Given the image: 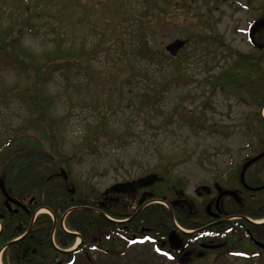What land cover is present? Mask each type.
<instances>
[{"label":"rangeland","instance_id":"obj_1","mask_svg":"<svg viewBox=\"0 0 264 264\" xmlns=\"http://www.w3.org/2000/svg\"><path fill=\"white\" fill-rule=\"evenodd\" d=\"M261 18L264 0H0V45L18 31L8 50L66 67L41 90V118L33 74L0 51V146L22 133L37 135L58 172L68 173L69 187L86 193L152 173L160 176L150 186L156 199H177L183 191L197 203L202 185L228 189L246 159L264 152V50L248 33ZM143 32L152 60L138 52ZM257 35L264 43V29ZM175 39L187 43L170 59L166 47ZM244 61H257L256 67L235 70ZM225 242L186 264H264V249L243 234L230 233ZM113 253L91 254V261L83 255L72 264L179 262L153 239L118 258Z\"/></svg>","mask_w":264,"mask_h":264},{"label":"trees","instance_id":"obj_2","mask_svg":"<svg viewBox=\"0 0 264 264\" xmlns=\"http://www.w3.org/2000/svg\"><path fill=\"white\" fill-rule=\"evenodd\" d=\"M144 20L143 18L142 24H145ZM7 35L3 45H0V51L7 54L9 61L14 62L17 68L30 71L33 74V82L30 88L36 90L34 96L37 97L38 108L43 111L40 114L42 118L45 113V106L42 105V101L40 100L42 97L41 90L52 74L66 67L63 63L59 64L56 59L37 64L29 58L24 57V55H20L11 49L8 50V47L12 46L19 39V35L18 31H9ZM137 37L139 44H141L138 46V52L143 54L144 59L152 60L155 52L149 50V57H147L148 51L144 48L149 41L148 35L143 32L142 34L138 33ZM160 56L168 60L164 53ZM168 58L173 59L175 57ZM66 60H62L61 62H65ZM244 62L246 63L245 66L236 68L235 70L245 69L247 71L248 68L254 69L253 67H256L255 64H257V61L255 64L249 61ZM46 71L48 75L43 76ZM258 71L256 70L255 72L258 73ZM67 75L68 73H64V77H67ZM246 75H249L245 76L247 77L246 81H249L251 79L250 76H252L251 70ZM239 81L240 78L237 82ZM241 83H243V79ZM157 91L158 89L154 91L153 98L157 97L160 89ZM149 99L151 98H147L146 100ZM262 120L264 121L263 118ZM40 141V137L37 138L35 134L22 133L21 135L8 138L0 146V178L3 179L8 192L18 197L19 201L25 205V208H22L12 204V207L9 209L3 200V194L0 190V223L2 225V230H0V249L5 247L2 255L3 264H71L75 259V252L64 255L54 246L55 242L60 248L67 249L75 243V235L67 233L62 229V219H65V225L71 232L81 231L84 234V230H86L88 235L95 236L102 232L104 236L117 234L115 222L110 221L106 216L96 211L87 210L84 207L85 205L96 207L95 196L100 193H86L80 191L79 188H76L75 193H71L69 184L59 175L55 174L58 173L59 164L49 157L47 153H44L45 151ZM30 148L32 149L31 152L29 151ZM259 163V165L255 164L250 173L247 174L248 177H245V180L248 182L247 184L254 188L260 187L259 185L263 184L262 181L264 180V160ZM1 168L4 170L3 173H1ZM238 178L237 181H239ZM238 188L236 187V189ZM259 191L240 193L237 201L229 199L224 206L229 211L228 215L245 216V218H264V193L261 194V191ZM247 194L255 195L254 197H246ZM154 197L160 196L154 194ZM164 200L170 205L172 198H165ZM191 207L192 204L183 209L172 207L170 210L163 204L152 203L150 208L141 210L135 217L134 230L137 231L141 226H149L152 229V238L163 240L166 239L169 230L174 227L172 222L174 218L179 219L184 228L192 230L194 228L192 225L194 217ZM40 208H48L52 215L45 212L39 213L34 220V216ZM114 209V206L108 207L104 212L114 219H126L129 217V214H117ZM147 210H149V216L145 214ZM120 211L124 212V209L120 208ZM54 219L56 221L55 229ZM231 222L240 223L245 221L244 218L239 217L231 220ZM239 227L242 226L239 225ZM252 230H258V227L255 226ZM184 234L186 239H197L193 233ZM84 236L86 237L87 235ZM86 240L90 243L92 239L88 237Z\"/></svg>","mask_w":264,"mask_h":264},{"label":"flooded vegetation","instance_id":"obj_3","mask_svg":"<svg viewBox=\"0 0 264 264\" xmlns=\"http://www.w3.org/2000/svg\"><path fill=\"white\" fill-rule=\"evenodd\" d=\"M251 28V26H250ZM264 28H258L255 30V38L260 41L257 33L258 30H261ZM250 33V29H249ZM260 51H263V49H258ZM262 55V54H261ZM259 56L258 61L260 62L262 60V56ZM264 109V104L260 106V110L262 111ZM260 113V112H259ZM264 160V157L259 159L258 161L254 162L251 166L246 171L245 177H248V172L254 167L256 163L262 162ZM247 161V159H246ZM59 174V173H55ZM244 177V182L241 181V177L239 176L238 178V183L233 185H230L227 187L228 189H233L234 191L237 190L239 196L240 193H247V191H261V194L264 193V180L262 181L263 184L259 185L260 187L254 188L248 185L247 180H245ZM67 183V182H66ZM151 185L147 187H139L136 189L135 192L133 193H116L112 192L109 194H105V192H100L99 195L95 196V204L96 207L90 206V205H85L84 207H87V210H93L96 211L97 213H100L102 215L105 214V209L108 207H113L114 210L116 211L117 214H129V217L126 219H109L110 221H113L116 223V231L117 234H112V235H107L104 236L103 232L97 236L95 235H88V233L82 234L81 231L77 232H70L66 230V225H65V219H62L61 221V227L62 229L70 234L75 235V243L73 246L67 249L60 248L56 243L54 242L55 248L63 253L64 255L74 253V256L77 260V258H81V256L84 255V257L88 260L91 261V254H98L101 251H106V252H114L113 256L120 257L125 253L127 249L131 247L132 244L136 242H141V241H146L152 240L151 236V227L149 226H141L137 231L134 230V219L135 217L140 213L141 210H145L150 208L152 205L153 201L152 199L154 198V193L150 189ZM202 186H207V185H202ZM236 187H239L236 189ZM145 189V190H143ZM214 189L209 186L208 189H203L200 188L198 192V195L201 199H198L196 202L197 203H190L184 198V193L183 191L180 192L181 197L178 199H172L170 200V205L168 208L171 210L172 207L175 208H185L186 206H191V211L194 217L193 220V229L194 231L193 235L197 238L196 240L194 239H186L184 237V232L182 228L178 227L179 223L182 226V223L180 222L179 219L174 218L172 220L174 227L171 228L166 235V239L160 240L156 239V242L160 243V246L166 249L165 255L168 256L169 258H175L178 259L179 262L178 264H186L188 263L189 259L192 257L200 256L205 254L209 249H222L227 246L225 240L227 238V233H234L237 232L238 234H243L248 241L253 243L254 245H257L255 243V240L258 241V236H260L262 239H264V235L259 233L264 230V228H261L259 230H252L253 227L260 225V224H251L250 221L248 222L245 219V216L240 218H244L245 222H236L232 223L231 218L232 216L228 215L229 211L225 209V203L229 201V199H234L238 200V198L231 196L229 194L223 195L221 198H219V195L224 191L223 189H219L217 185H214ZM258 189V190H255ZM142 190V191H141ZM227 190V189H225ZM259 191V192H260ZM152 193L153 196H149L146 193ZM248 193H258V192H248ZM146 194V196L143 199V196ZM255 194H247L246 197L251 196L254 197ZM164 199L166 197H163ZM143 199V200H142ZM91 200V199H90ZM142 200V201H141ZM91 202H93L91 200ZM120 208L124 209V212L120 211ZM145 213L147 216H149V210L146 211ZM145 215V216H146ZM233 220V219H232ZM241 225L242 227H239ZM184 227V226H183ZM258 227V226H257ZM56 228V221L54 219V229ZM173 234L177 236V242L179 243V246H174V244H170L169 241V236ZM226 234V236H223ZM84 235H87L86 237ZM222 235V236H221ZM80 236V239L77 242V237ZM92 239L90 243L87 242V238ZM96 237V238H95ZM134 239V240H133ZM221 240V241H220ZM54 241V237H53ZM216 241V243H214ZM107 243H116L118 248L121 249V251H117L114 249V245L110 244L111 247H106L108 245ZM221 245L217 248H210L208 246L210 245ZM260 248V247H259ZM5 247L0 249V264H3L2 261V255ZM262 249V248H260ZM81 254V255H80ZM93 264V263H92ZM146 264V263H143Z\"/></svg>","mask_w":264,"mask_h":264},{"label":"water","instance_id":"obj_4","mask_svg":"<svg viewBox=\"0 0 264 264\" xmlns=\"http://www.w3.org/2000/svg\"><path fill=\"white\" fill-rule=\"evenodd\" d=\"M258 28H264V18L259 19V20H257L255 22L254 26L251 29L252 31L250 33V38H251L252 44L255 47H258V48H264V43L258 41L255 38V30L258 29ZM186 43H187L186 40H183V39H175L172 43H170V44L167 45L166 50L170 53V55L176 56L180 52V50L185 47ZM263 156H264V152L261 153V154H259V155H257L256 157L250 159L248 162H246L243 165L242 171H241V181L242 182H244V174H245L247 168L253 162H255L256 160L262 158ZM59 175L62 176L65 181H67L68 178H69L68 173L63 168L60 170ZM159 180H160V176L158 174H156V173H152V174H149V175H147L145 177H142L140 179H137V180L115 183L111 187H109V188H107L105 190V194H109V193H112V192H116V193L123 192V193L130 194V193L135 192L136 189L139 188V187H147V186L152 185L153 183H155V182H157ZM200 188L208 189L209 187L208 186H201L198 189H200ZM0 190H1L2 194H3V196L5 197V204L7 205V207L11 208V203L12 204H15V205H18L19 207H23V208L25 207L20 201H18L17 199H15L14 197H12L10 195V193H8V191L6 190L5 185H4V182H3L2 179H0ZM71 192L72 193L75 192V187H72L71 188ZM146 194L149 195V196H152V193H150V192H148ZM146 194L143 196V199L146 196ZM225 194H229L231 196H234V197L238 198L237 192H235L233 190H229V189L223 191L219 195V198H221ZM177 240L178 239H177V236L176 235L171 234L169 236L170 244H172V245L174 244V246L175 245L176 246H179V243L177 242ZM255 243L259 247L264 248V243L259 242V241H256V240H255ZM219 246H221V245H219V244L218 245H210L208 247H210V248H217Z\"/></svg>","mask_w":264,"mask_h":264},{"label":"bare ground","instance_id":"obj_5","mask_svg":"<svg viewBox=\"0 0 264 264\" xmlns=\"http://www.w3.org/2000/svg\"><path fill=\"white\" fill-rule=\"evenodd\" d=\"M262 115H263V117H264V109H263V111H262ZM46 211H48V210H46V209H42L40 212H42V213H44V212H46ZM49 212V211H48ZM258 223H260L261 221H257Z\"/></svg>","mask_w":264,"mask_h":264}]
</instances>
